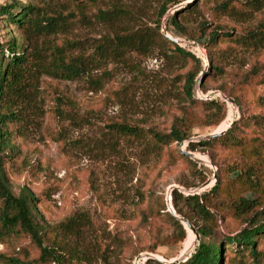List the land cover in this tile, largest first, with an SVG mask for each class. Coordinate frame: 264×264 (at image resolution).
<instances>
[{
    "label": "rangeland",
    "instance_id": "1",
    "mask_svg": "<svg viewBox=\"0 0 264 264\" xmlns=\"http://www.w3.org/2000/svg\"><path fill=\"white\" fill-rule=\"evenodd\" d=\"M12 1L33 5L39 19L52 25L53 31L33 35L39 59L30 58L20 90L0 102L1 112L6 106L13 111L4 123L9 144L0 156V166L14 194L28 189L34 195L39 219L50 233L42 244L58 246L62 260L39 259L40 247L21 234L0 240V264H11L8 258H17L21 264H133L138 257L144 259L143 264L147 260L148 264L184 261L198 240L182 221L185 237L179 240V230L168 217L173 209L172 190L200 194L210 190L217 173L231 180L240 173L239 168L251 164L262 175V187L245 194L256 199L257 210L264 213V48H250L234 40L264 27V0H239L230 14L215 10L220 0H193V7L177 15L180 28L168 26V32L166 17L175 6L167 10L160 32L177 39L174 43L201 62L202 71L195 75L192 88L193 103L182 90L195 62L176 54L158 35L147 51L132 48L110 53L85 76L62 79L46 68L55 45L73 42L74 47H64L66 53L87 56L103 36L114 31L154 30L164 0H0V4ZM100 9H120V13L110 24L100 20ZM202 23H207L206 32L216 26L222 32L230 31L210 53L218 71L208 68L205 37L192 40L188 36L195 35ZM21 33L0 17V42L11 37L22 41ZM210 99L225 104L226 114L218 125L213 122L219 114L205 104ZM231 121H236L234 133L241 145L215 143L212 148L187 149L189 141L205 139ZM113 123L162 133L174 124L187 125L191 136L156 146L146 138L115 132L109 126ZM183 145L193 152L195 158L188 157L205 175L204 181L201 172L179 155ZM228 167L237 170L230 173ZM234 182L225 185L220 199L240 192L238 181ZM178 203L183 211L193 213ZM224 207L211 210L219 239L245 226L242 217ZM63 223L71 226L61 228ZM54 237L63 241H53ZM257 249L264 264V237L259 238ZM222 264L253 261L247 250L228 247L223 250Z\"/></svg>",
    "mask_w": 264,
    "mask_h": 264
},
{
    "label": "trees",
    "instance_id": "2",
    "mask_svg": "<svg viewBox=\"0 0 264 264\" xmlns=\"http://www.w3.org/2000/svg\"><path fill=\"white\" fill-rule=\"evenodd\" d=\"M239 0H220L215 3V10L220 13L230 14L236 10L235 3ZM255 0H249L254 2ZM183 0H164L160 6L158 19L155 22L153 29L149 28H137L126 29L123 28L119 31H114L110 36H103L100 42L94 48L92 55H68L65 51V46L74 47V43H66L63 46L55 45L50 52V63L46 65L47 70L55 77L62 79H73L87 75L92 69V66H99L105 59L106 55L110 53H119L126 49H135L141 52H145L151 46L154 36L158 35L159 38L173 46V51L181 57H189L195 64V70L185 77L183 85V94L186 99L193 103L196 99L193 98L192 88L194 86V78L197 73L202 71L201 62L198 57L190 51L180 47L174 41H172L167 35L160 32L161 19L166 15L167 10L170 7L175 6V10L172 14L166 17V30L168 32V26H174L180 28L177 21V15L183 13L189 8L195 5V1L191 0L185 4H181ZM120 9H100V20L105 23H112L119 15ZM38 12L33 5H20L16 1H12L5 4H0V17L7 23H13L16 25L17 31H22L21 40L19 41L15 37H11L7 41L0 42V102L9 98V95L17 93L21 88V81L23 79L26 65L29 63L30 58L33 56L39 59V49L33 39L34 34H43L48 31H53L52 25H47L48 22L43 23L39 19ZM207 23H202L199 27V31L193 35H188L190 39L196 40L199 37H205L204 47L208 52V68L218 71L217 65H212L213 56L210 54L214 50L215 45L220 37H227L230 35V31H221L218 26L206 32ZM154 31V34H153ZM25 39V41H24ZM236 42L243 46H247L254 49L264 48V27L259 28L256 31H248L246 34L241 35L238 39H234ZM41 66H45L41 61ZM208 74V69L202 72V78H205ZM92 80V79H91ZM235 103H239L236 97H232ZM205 104L219 114V117L213 122L214 125H218L225 117L226 110L224 102L216 99L206 100ZM2 104L0 103V110ZM6 111H0V156L5 152L8 147V140L6 138L7 131L4 128L5 119L8 114H12L13 111L6 106ZM112 130L119 134L135 138L144 139L147 142H152L153 145L159 146L169 143H178L186 140L191 136L190 126H181L174 124L168 132H158L153 129H143L136 127L128 123H113L109 125ZM236 128V121L222 134L215 135L210 138H205L198 141H189L187 149L195 151L198 147L212 148L215 143L241 145L242 141L234 133ZM149 138V140L147 139ZM179 155L192 163L197 172H201L196 168V163L192 161L188 155L179 152ZM1 158V157H0ZM1 165V163H0ZM256 164L243 166L240 169V173L234 178L227 179L221 177L219 173L216 175L215 183L210 190L197 194H183L176 189L172 190L171 200L173 209L177 214L182 215L185 219L193 224L196 232L199 235L198 245L195 247L193 253L184 261L172 262L169 264H222L223 250L228 247H234L237 251H245L252 257L253 264H261V252L257 249V242L259 238L264 237V218L261 216L262 212L258 211L259 203L256 199L247 197L245 193L254 192L262 187V179L260 178V171L255 168ZM230 173L235 172L236 168H227ZM201 181H204L205 175L201 172ZM264 175V173H263ZM238 181L240 185V192L233 195V193H227L226 197L221 198V194L225 190L226 184H233L234 181ZM264 186V185H263ZM0 240L11 236H19L25 234L30 238V241L35 242L41 249L39 259L47 260L50 256L53 258L61 259L60 252L57 250L56 245L47 247L42 242L49 239V227H46L45 223L39 219L38 211L36 209L35 197L28 190L23 189L18 194H14L7 182L4 170L0 166ZM178 201H181L183 205L188 206L193 213L188 214L183 211L179 206ZM221 206H225L233 216L242 217L245 226L238 232L232 235H224L220 239L216 237L214 233V227L216 223V216L211 210H216ZM168 217L178 228L180 234L179 240H183L185 237V229L182 223L173 216L170 212ZM197 218V219H196ZM197 220V221H196ZM199 221L201 223H199ZM61 228H68L71 225L69 223H63ZM53 241L58 240L57 237L53 238ZM62 249V248H61ZM243 258V255H241ZM11 264H21L17 258H8ZM148 260L145 264H148Z\"/></svg>",
    "mask_w": 264,
    "mask_h": 264
},
{
    "label": "water",
    "instance_id": "3",
    "mask_svg": "<svg viewBox=\"0 0 264 264\" xmlns=\"http://www.w3.org/2000/svg\"><path fill=\"white\" fill-rule=\"evenodd\" d=\"M166 35H167L172 41H175V42L177 41V39L171 37L169 34L166 33ZM200 76H202V73H201ZM200 82H201V81H198V83H200ZM227 100L232 102V99H230V98H227ZM233 122H234V121H231L227 128H229V127L233 124ZM227 128H225V129H223V130H221V131H219V132H213V133H210L209 135H207L206 138H210V137H213V136H215V135L222 134L223 132H225V131L227 130ZM180 151H181L183 154L188 155V156L191 157V158H195L193 152H190V151L185 150L184 145L182 146V148L180 149ZM214 177H215V176H214ZM208 183H209V182H206V184H208ZM213 184H214V183H213ZM213 184H212V186H213ZM197 194H198V193H197ZM168 201H169V200H168ZM171 208H172V207H171ZM169 212H170L173 216H175L179 221H182L183 223L187 224V225L193 230V232L195 233V235H196V239L199 240V235H198V233L196 232L195 227H194V226H193V225H192L187 219H185V218H179V217L176 215L174 209H172V211H169Z\"/></svg>",
    "mask_w": 264,
    "mask_h": 264
},
{
    "label": "built area",
    "instance_id": "4",
    "mask_svg": "<svg viewBox=\"0 0 264 264\" xmlns=\"http://www.w3.org/2000/svg\"><path fill=\"white\" fill-rule=\"evenodd\" d=\"M144 259L142 257L135 258L133 264H143Z\"/></svg>",
    "mask_w": 264,
    "mask_h": 264
}]
</instances>
